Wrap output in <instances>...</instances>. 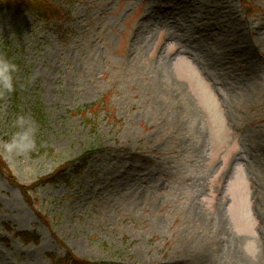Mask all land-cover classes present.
<instances>
[{
    "label": "rangeland",
    "instance_id": "374dc122",
    "mask_svg": "<svg viewBox=\"0 0 264 264\" xmlns=\"http://www.w3.org/2000/svg\"><path fill=\"white\" fill-rule=\"evenodd\" d=\"M54 1L0 11V144L37 128L0 157L27 185L74 162L30 199L0 171V264H264V0Z\"/></svg>",
    "mask_w": 264,
    "mask_h": 264
},
{
    "label": "trees",
    "instance_id": "16d2710c",
    "mask_svg": "<svg viewBox=\"0 0 264 264\" xmlns=\"http://www.w3.org/2000/svg\"><path fill=\"white\" fill-rule=\"evenodd\" d=\"M0 11H7L15 16L31 13L39 21H45L49 23L54 18L61 16L62 9L58 5H56L54 0H0ZM96 105L97 103L93 105L91 104L90 106H87L86 109L84 110L79 109L78 111L85 115L87 114L88 110H91L92 108L94 109ZM99 105L100 104H98V107ZM2 160L3 159L0 157L1 173L12 184L17 186L27 199H30L29 190L32 188H36L41 183L45 184V183L66 181L67 180L66 170L74 162V161L65 162L64 164L57 167L52 173L45 175L39 178L37 181L27 185L25 183L20 182L11 172L8 165L5 164ZM83 165L78 167L77 172H80L82 170ZM36 213L43 221H46V223H48V220L45 218V216L42 215L40 211L37 210ZM28 234H29L28 232H23L22 233L23 239L27 238ZM55 263L56 264H91V261L88 258L76 255L70 249H67L64 255H61L55 259Z\"/></svg>",
    "mask_w": 264,
    "mask_h": 264
},
{
    "label": "clouds",
    "instance_id": "9594fccd",
    "mask_svg": "<svg viewBox=\"0 0 264 264\" xmlns=\"http://www.w3.org/2000/svg\"><path fill=\"white\" fill-rule=\"evenodd\" d=\"M17 66L4 56H0V92L12 93L15 91L14 73ZM18 130L10 140L0 144V152L22 155L35 147V134L37 131L35 121L24 115L15 120Z\"/></svg>",
    "mask_w": 264,
    "mask_h": 264
},
{
    "label": "bare ground",
    "instance_id": "6f19581e",
    "mask_svg": "<svg viewBox=\"0 0 264 264\" xmlns=\"http://www.w3.org/2000/svg\"><path fill=\"white\" fill-rule=\"evenodd\" d=\"M230 54H232L231 51H226L225 53H223V55H224L225 57H228ZM227 55H228V56H227Z\"/></svg>",
    "mask_w": 264,
    "mask_h": 264
},
{
    "label": "snow or ice",
    "instance_id": "6c2138e0",
    "mask_svg": "<svg viewBox=\"0 0 264 264\" xmlns=\"http://www.w3.org/2000/svg\"><path fill=\"white\" fill-rule=\"evenodd\" d=\"M193 73L195 74L197 80L199 79L198 73H195V70L193 69Z\"/></svg>",
    "mask_w": 264,
    "mask_h": 264
}]
</instances>
